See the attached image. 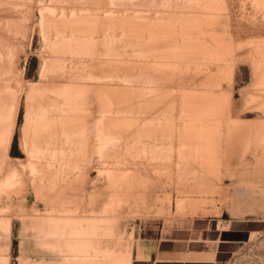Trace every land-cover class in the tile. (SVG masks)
<instances>
[{
    "label": "rangeland",
    "instance_id": "374dc122",
    "mask_svg": "<svg viewBox=\"0 0 264 264\" xmlns=\"http://www.w3.org/2000/svg\"><path fill=\"white\" fill-rule=\"evenodd\" d=\"M153 241L264 264V0H0V264Z\"/></svg>",
    "mask_w": 264,
    "mask_h": 264
},
{
    "label": "crops",
    "instance_id": "0c3cea01",
    "mask_svg": "<svg viewBox=\"0 0 264 264\" xmlns=\"http://www.w3.org/2000/svg\"><path fill=\"white\" fill-rule=\"evenodd\" d=\"M239 234L235 231H225L220 233L221 239L214 258L222 260L231 250L229 244L234 241L235 235ZM171 242L170 248H164L165 241L145 242L138 246L137 257L138 264H210L212 261L203 260L208 255L205 251H195L193 249L181 247L182 242ZM173 242V243H172ZM178 243V244H176ZM175 244V245H173ZM197 259H196V258Z\"/></svg>",
    "mask_w": 264,
    "mask_h": 264
}]
</instances>
